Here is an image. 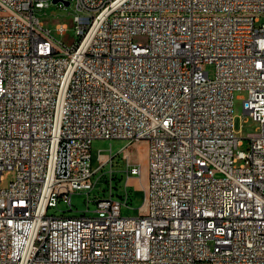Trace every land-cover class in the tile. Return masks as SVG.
<instances>
[{"label":"built area","instance_id":"1","mask_svg":"<svg viewBox=\"0 0 264 264\" xmlns=\"http://www.w3.org/2000/svg\"><path fill=\"white\" fill-rule=\"evenodd\" d=\"M73 3L67 47L37 17L50 0H0V264H264V0ZM97 140L148 143L138 217L112 186L93 216L57 215L94 189Z\"/></svg>","mask_w":264,"mask_h":264},{"label":"rangeland","instance_id":"2","mask_svg":"<svg viewBox=\"0 0 264 264\" xmlns=\"http://www.w3.org/2000/svg\"><path fill=\"white\" fill-rule=\"evenodd\" d=\"M77 15L75 3L71 6L60 8L58 4H54L50 0V6L37 12V17L42 22L46 23V29L51 30L53 37L58 42L64 43L67 47H72L77 41L75 27L72 22ZM56 22L64 23L69 26L66 36L56 34ZM264 24V18L257 26ZM137 44L146 45L149 40L146 36H137L134 38ZM204 70L209 73L211 79L215 78V67L213 65L203 66ZM247 93L245 91H237L234 96V116L235 129L238 137L244 139V145L240 151H248L249 140L248 136L254 134L259 127L258 123L254 122L244 112V99ZM128 146L126 141L121 140H97L92 145L93 169L97 172L93 176L94 189L89 191H77L72 196L74 210L69 211L65 204L59 205V210H56L57 215H66L68 217L80 216L82 213H87L88 216H93L96 211V201L109 198L111 195V186L113 188L114 198L125 204L126 193L129 194V208L123 206L122 216L128 218H136L139 216V209L144 204V189L148 184V148L147 142L135 143L128 148L125 153L123 150ZM106 156L107 164L100 169L99 155ZM140 164L143 169L142 178H130L127 176V164ZM14 172L7 171L2 176L1 188L6 189L14 179ZM128 184V186H127ZM127 186V187H126Z\"/></svg>","mask_w":264,"mask_h":264},{"label":"water","instance_id":"3","mask_svg":"<svg viewBox=\"0 0 264 264\" xmlns=\"http://www.w3.org/2000/svg\"><path fill=\"white\" fill-rule=\"evenodd\" d=\"M60 0H54V4H57ZM69 6V4H67Z\"/></svg>","mask_w":264,"mask_h":264}]
</instances>
